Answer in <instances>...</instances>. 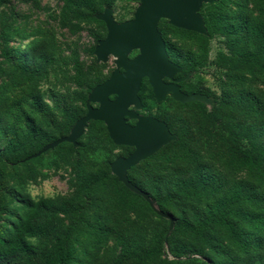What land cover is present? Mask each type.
Listing matches in <instances>:
<instances>
[{
	"label": "rangeland",
	"instance_id": "374dc122",
	"mask_svg": "<svg viewBox=\"0 0 264 264\" xmlns=\"http://www.w3.org/2000/svg\"><path fill=\"white\" fill-rule=\"evenodd\" d=\"M142 4L0 0V239L28 199L52 198L48 211L58 221L50 236L28 237L35 252L12 264H42L37 254L66 230L70 264H264V234L251 236L231 217L236 237L210 220L221 210L219 197L264 217V184L235 152L249 123L257 129L264 119L249 111L245 95L259 88L264 96V83L250 78L239 56L258 47L246 39L241 15L264 19V0H200L185 15L188 24L156 20L172 72L161 76L160 95L142 77L129 121L160 119L168 137L125 168L126 183L113 162L129 147L111 139L103 119L84 118L117 97L111 85L143 47L107 44L108 17L121 27ZM197 177L207 192L186 187ZM237 191L256 201L236 199ZM186 221L201 225L198 232Z\"/></svg>",
	"mask_w": 264,
	"mask_h": 264
},
{
	"label": "trees",
	"instance_id": "16d2710c",
	"mask_svg": "<svg viewBox=\"0 0 264 264\" xmlns=\"http://www.w3.org/2000/svg\"><path fill=\"white\" fill-rule=\"evenodd\" d=\"M262 12H264V5L261 9ZM204 20L208 27L210 18L205 16ZM241 21L242 29L246 33V39L257 43L258 47L249 48L239 56L246 62V66H244L245 68L247 67L246 70L250 73V78H261L264 83V19L260 15L242 14ZM227 39L231 40V37L227 36ZM245 95L249 96L246 106L251 113H264V96L261 93V89H248ZM235 143V152H238L242 158L241 164L253 173L257 182L264 184V119L260 122L257 129L254 128L252 122L249 123L248 139L243 144L239 142V139H235ZM202 173L203 171L200 170V174ZM186 183L187 188L192 186L191 192H207L208 190L203 184L201 177H197L195 180H186ZM235 198L251 204L256 201L255 196L245 191H237ZM216 203L221 207V210L220 212L218 210L215 211L210 220L224 227L230 234L236 237L239 236L234 222L230 220L231 217L244 224L251 236L264 234V217L261 215L250 216L245 214L235 209L233 204H225L220 197ZM24 204V211L16 215L12 227L6 230L4 236L0 239V264H12L22 253L35 252V247L27 239L28 237H48L58 229L57 219L52 218L50 211H48V209H53L54 206L52 198L38 197L37 199H28ZM209 214H213L211 210ZM186 223V226L193 233L198 232L201 227V225H193L187 221ZM176 227H178V222L175 221L173 228ZM70 234L71 230H66L63 238H55L53 244L41 250L37 254L39 261L42 264H70L73 249L66 241ZM241 243H239L240 246L242 245Z\"/></svg>",
	"mask_w": 264,
	"mask_h": 264
},
{
	"label": "water",
	"instance_id": "95a60500",
	"mask_svg": "<svg viewBox=\"0 0 264 264\" xmlns=\"http://www.w3.org/2000/svg\"><path fill=\"white\" fill-rule=\"evenodd\" d=\"M199 1L143 0L133 19L121 27H116L113 19L108 17L111 33L107 44L114 47H128L139 42L143 47L141 53L130 62L128 72L120 82L112 85V82L109 83L112 88H116L117 97L99 111L89 112L84 119L92 116L103 119L111 139L117 144H137L133 154L119 157L113 162L114 171L126 183L125 168L156 151L168 137L166 125L156 118L139 117L134 126L129 125L124 119L125 114L131 116L134 114L127 109L128 106L139 103L136 92L142 76H148L156 94L160 95L166 88L161 82V76L169 71L172 72L164 53L165 42L156 28V20L167 17L175 23L188 24L189 19L185 15L188 13L190 15L191 8ZM84 119L78 121V128L82 126ZM157 133L161 136L159 140L155 138Z\"/></svg>",
	"mask_w": 264,
	"mask_h": 264
},
{
	"label": "crops",
	"instance_id": "0c3cea01",
	"mask_svg": "<svg viewBox=\"0 0 264 264\" xmlns=\"http://www.w3.org/2000/svg\"><path fill=\"white\" fill-rule=\"evenodd\" d=\"M131 105H133V104H131ZM131 105H129L128 106V110H129V107L131 106ZM134 113V112H133ZM147 116H149V117H152V116H150V115H142L141 117H147ZM130 118H133L130 114H125L124 115V119H125V122H127L129 125H131V126H134L135 124H136V121L138 120V118L139 117H136L135 118V121L133 122V123H129L128 122V120H130ZM154 118V117H153ZM157 119V118H156ZM158 120H160V119H158ZM161 121V120H160ZM145 128H148V126H145ZM160 137L161 136H159V133H157L156 135H155V138H156V140H159L160 139ZM122 145H126V146H128L129 147V151L125 154V156H123V157H128L129 155H131V154H133L134 153V151L136 150V148H137V144L136 143H133V144H122Z\"/></svg>",
	"mask_w": 264,
	"mask_h": 264
},
{
	"label": "flooded vegetation",
	"instance_id": "af4514ba",
	"mask_svg": "<svg viewBox=\"0 0 264 264\" xmlns=\"http://www.w3.org/2000/svg\"><path fill=\"white\" fill-rule=\"evenodd\" d=\"M143 77V76H142ZM142 77H141V79H142ZM129 108H131V106L129 107ZM135 121V120H134ZM134 121H132L131 123H133ZM128 122L130 123V121L128 120ZM128 152V151H127Z\"/></svg>",
	"mask_w": 264,
	"mask_h": 264
}]
</instances>
